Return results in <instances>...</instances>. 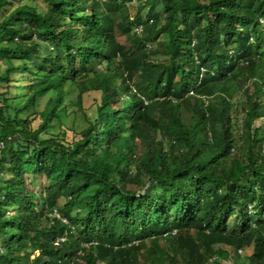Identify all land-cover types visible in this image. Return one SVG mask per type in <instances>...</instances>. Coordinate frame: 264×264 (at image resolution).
<instances>
[{
    "label": "trees",
    "instance_id": "trees-1",
    "mask_svg": "<svg viewBox=\"0 0 264 264\" xmlns=\"http://www.w3.org/2000/svg\"><path fill=\"white\" fill-rule=\"evenodd\" d=\"M127 1L132 17L115 0H0V264H130L134 252L137 264H178V250L184 264H255L264 243V124H255L264 117V12L241 0ZM116 8L139 48L124 66L110 28ZM93 60L103 69L88 71ZM221 86L229 101L214 98ZM88 92L100 94L94 119L83 109ZM24 160L57 177L39 207L25 193ZM152 201L158 209L145 210ZM236 210L243 221L229 231ZM156 235L168 250L148 246ZM58 236L66 241L55 246Z\"/></svg>",
    "mask_w": 264,
    "mask_h": 264
},
{
    "label": "rangeland",
    "instance_id": "rangeland-1",
    "mask_svg": "<svg viewBox=\"0 0 264 264\" xmlns=\"http://www.w3.org/2000/svg\"><path fill=\"white\" fill-rule=\"evenodd\" d=\"M116 3H119V7L123 8L126 7V10L124 11L128 17H132L136 14V4L127 0H115ZM241 4L245 7H252L254 9V11L258 14H261L264 12V0H256L255 2H250L248 0H241ZM157 8H159L158 6H156ZM120 8H116L113 11H111L109 13L110 15V28L113 30L114 32V38H115V43L120 44L123 46L124 50L122 53H120L119 55V59H120V63L122 66L124 65H128L131 62L132 59V55L133 53L138 51V42L136 40H133L131 38L130 35L126 34V31L124 30V28L122 27H118V24L122 22V18L124 16L123 11L120 10ZM146 10L149 11L150 7L145 8ZM124 10V9H123ZM164 20V18H162ZM162 20V21H163ZM162 24H159L157 21L154 20V24H152L151 26V31L153 33H155V31L157 30L158 27H160ZM162 36H159L158 40L161 38ZM155 43H149L146 42V48L150 49L149 50V54H150V58L155 61L156 59H159V57L162 55L161 52L158 51L157 47H154ZM156 45V44H155ZM112 46H114V44H112ZM196 47V46H195ZM52 49V48H51ZM72 52H75V49L72 50ZM239 57H243V54L240 52L239 53ZM73 65L74 66H78V61L76 60V56L73 57ZM97 70L100 69L102 70L103 67L101 66V62L97 61V60H93L91 61V64L88 66V71H92V70ZM151 68H144L142 70L138 69L136 76H134L131 85H140V82H144V78L146 76V73L148 71H150ZM156 72V71H155ZM157 73V72H156ZM256 82L260 83L259 79H256ZM242 86H244L245 88H249L252 90L253 85L251 82H243ZM227 87L226 86H221V88H219V93L214 95L215 99H219V98H224L226 101H229L230 99V94L227 92ZM191 95V94H190ZM157 98L160 96H156ZM244 97H241L240 94L236 95L233 98V101H238V100H243ZM26 100L25 97L22 98H16L14 105L15 106H19L21 105L24 101ZM100 102V94L96 93V92H88V94H86L84 96V110L88 116V118L90 119H94L96 116V111H97V105ZM181 102L183 103L184 107L186 108L187 111H190L192 109V105L190 103V98L189 95H185V97H183V99L181 100ZM121 106V105H120ZM43 104L40 105L38 107V109H42ZM29 112L27 111L25 113V115H28ZM234 116V123L236 124V127H242V121L244 119V114L242 113V111L240 109L237 110V112L233 113ZM126 121L128 124V127H130L131 123H132V119L130 118V116H126ZM264 124V117L257 119L255 121L256 126H260L261 124ZM39 124V118H37L33 123H32V128H36ZM51 125H53L52 127H54L55 129H58L59 125L57 123H52ZM69 126H71L70 122L68 123V126H64L65 128H68ZM50 127V125L47 127V129ZM163 127V122H161L160 124V128ZM62 130H64L61 127ZM65 131V130H64ZM67 136L71 137V133L67 132ZM169 144V142H165V145L167 146ZM1 149V148H0ZM22 169L23 171H25V184H26V190L25 193L31 197H33V202L35 203V205L37 207L41 206L43 203H41V200L39 198V196L43 195L45 193V190L52 185L53 183H55V181H57V177L56 175H52L51 173L47 172L46 170L42 169L41 167L37 166V165H33L31 163L28 162V160H24L22 162ZM59 207L60 209H62V205H64L65 203V198L62 196L59 198ZM151 209L152 211H156L158 208L154 205V202H150L148 206H145V210H149ZM9 212L10 209L8 210ZM257 212V209H256ZM248 214H254V217H256V213L253 212V209L250 207L248 209ZM243 214L241 213L240 210H236V212L231 215L228 220H227V227H229V231L232 230H237L238 226L242 223L243 219H242ZM67 220L70 219L69 215L65 216ZM156 217V216H155ZM201 217V213L200 211H198L194 216H192L193 220H197ZM264 217V216H263ZM172 225H175V223H173ZM194 232V231H193ZM158 240L159 243L162 247L163 250H168L169 249V240L165 241L162 240V236L161 235H156L155 237H152L150 239L147 240L148 246L151 247H155V245L158 244ZM66 241V238H65ZM111 245L115 246V247H119L120 245V241L116 238L111 239ZM254 250L252 248L246 249V253H253ZM40 254L39 251H36L34 253L31 254L30 258L33 260L36 256H38ZM158 255H160L162 257L161 252H158ZM245 254L242 253L241 254V258L244 257ZM137 257V254L134 252L132 254V258H131V263L130 264H137L138 263V259L135 260V258ZM255 257L257 258L255 264H264V243H260L256 246L255 248ZM163 258V257H162ZM187 258V252L184 250H178L175 253V259L178 261V264H184V262L186 261ZM162 261H157L158 263L161 264H169V261L165 260V259H160ZM248 260V258H247ZM19 264V261L16 263ZM49 264H68L66 261L63 262H54L53 260H50ZM213 264V263H210Z\"/></svg>",
    "mask_w": 264,
    "mask_h": 264
},
{
    "label": "built area",
    "instance_id": "built-area-1",
    "mask_svg": "<svg viewBox=\"0 0 264 264\" xmlns=\"http://www.w3.org/2000/svg\"><path fill=\"white\" fill-rule=\"evenodd\" d=\"M135 31L137 33H140L142 31V26H139L137 28H135ZM0 148L3 149L4 148V142L0 140ZM52 215L61 220L64 224L68 225V221L66 218L62 217L60 214H58V212L56 210L53 211ZM65 242V237H61V236H58L56 237V239L54 240V245L55 246H59L61 243Z\"/></svg>",
    "mask_w": 264,
    "mask_h": 264
},
{
    "label": "clouds",
    "instance_id": "clouds-1",
    "mask_svg": "<svg viewBox=\"0 0 264 264\" xmlns=\"http://www.w3.org/2000/svg\"><path fill=\"white\" fill-rule=\"evenodd\" d=\"M252 209H253V208H252ZM237 252H238V254H240V255H241L242 253H244V254H245V251H243L242 249H238V251H237ZM211 263H213V262H211ZM213 264H214V263H213Z\"/></svg>",
    "mask_w": 264,
    "mask_h": 264
}]
</instances>
